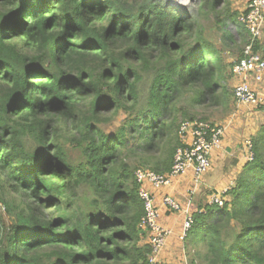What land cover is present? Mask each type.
<instances>
[{
	"label": "trees",
	"instance_id": "trees-1",
	"mask_svg": "<svg viewBox=\"0 0 264 264\" xmlns=\"http://www.w3.org/2000/svg\"><path fill=\"white\" fill-rule=\"evenodd\" d=\"M232 1L0 0V264H164L136 171L170 172L181 122L227 103ZM251 152L198 201L189 264H264V123Z\"/></svg>",
	"mask_w": 264,
	"mask_h": 264
},
{
	"label": "built area",
	"instance_id": "built-area-1",
	"mask_svg": "<svg viewBox=\"0 0 264 264\" xmlns=\"http://www.w3.org/2000/svg\"><path fill=\"white\" fill-rule=\"evenodd\" d=\"M239 19L248 30L250 38L243 49V56L233 61L231 68L237 79L234 96L239 104L258 106L264 103V96L256 89V84L264 80V56L261 51L255 50V46L261 40L264 32V0H248L246 10ZM225 130L226 127L222 124H214L201 119L184 120L179 128L182 143L176 149L170 172L158 174L145 169L136 171L137 180L141 183L140 196L145 208L139 226L149 233V243L152 246L153 254L152 261H155L164 249L171 230L159 224L160 210L154 194L146 187V182L160 189L170 186L175 177L192 172V184L188 189V203L183 205L169 194L165 195L163 199L170 212L184 213L183 227L179 236L180 240H184L194 223L190 205H192L194 195L202 184L204 175L212 166V153L221 146ZM252 156L250 151L249 159ZM226 192L227 190L222 193H213L209 197L208 203L223 205L227 200Z\"/></svg>",
	"mask_w": 264,
	"mask_h": 264
},
{
	"label": "rangeland",
	"instance_id": "rangeland-1",
	"mask_svg": "<svg viewBox=\"0 0 264 264\" xmlns=\"http://www.w3.org/2000/svg\"><path fill=\"white\" fill-rule=\"evenodd\" d=\"M178 1L183 4H191L193 0H178ZM232 3H233L234 9H238L239 11L241 10L244 11L247 7L248 0H233ZM208 23L211 24L212 19L211 21L207 22V24ZM261 43H262V47L264 48V38L263 37L261 38ZM230 53L233 54V52H230ZM235 53L237 54L236 50H235ZM235 58H238V57H235ZM236 60L237 59H235V61ZM148 77H151V74H149ZM225 83H226V89L229 92L227 103L223 106H219L218 108H215V107L204 108L200 110L199 112L200 114L198 118H195V119H202V118L204 119L205 117H207L205 118L206 120L208 119L209 121H212L215 124L232 125V128L229 134L227 135V137L232 140V142H230L229 144V147L233 146L232 150L230 149V151L226 152V154L227 153L228 154L227 155L225 154L226 156L223 155L221 161L217 160L214 163H212L210 170L203 177V181L205 180V178H207L208 180L214 179L216 182H218L217 184H213L214 186L218 187V185H220V189L223 188L225 190H228L229 187H232L235 184L237 177L241 174L244 168L246 155L247 154L249 155V152L251 151L250 149L251 137L254 134H256V132L258 131L262 123H264V103L258 106L247 105L244 103L239 104L233 98V90L235 86L237 85V79L235 78V76L233 74H229L225 80ZM256 89L264 96V80L261 83L256 84ZM236 141L241 142V143H238ZM235 146H240V149L242 150H239L238 147L234 148ZM239 152L241 153L243 157V160L241 161L240 166L236 165L237 162L236 163L234 162L235 157H233V156H236L239 159L240 158ZM220 155H221V152L216 157H220ZM224 156L226 158H224ZM201 186L199 190L197 191V193H195L194 198L197 194L200 193L199 197H202V201H203L202 204L205 205L207 200H209V197L213 193L214 194L218 193V191L214 192L215 190H210V189L208 190L207 188L202 190ZM225 197L227 196L225 195ZM227 199L229 200V197H227ZM186 202L188 203V201ZM190 208L194 215L196 211V207L194 206V203L190 205ZM173 213L176 215L180 214L179 212H173ZM181 214L184 215L183 212H181ZM4 216L6 217L7 222L10 221L8 214H5ZM148 234L147 236L143 238V241H140L141 243L149 242ZM180 242L182 244V246L180 247L181 252L185 251L186 259L183 258L182 256V259L179 260L178 259L179 254L177 253L176 258L174 255H169V254H168V258H165L167 261L171 263L163 262L162 258H160V255H158L155 261H158L164 264H189L192 258H194L196 250L198 251L204 250V246L201 243H199V245L197 246V243L194 242L188 236L184 240H181ZM152 256L153 254H151V258ZM155 261H152V262H155ZM197 264H201V263L197 261Z\"/></svg>",
	"mask_w": 264,
	"mask_h": 264
},
{
	"label": "crops",
	"instance_id": "crops-1",
	"mask_svg": "<svg viewBox=\"0 0 264 264\" xmlns=\"http://www.w3.org/2000/svg\"><path fill=\"white\" fill-rule=\"evenodd\" d=\"M262 37L264 38V32H263ZM228 57H229V60H231V61H235V59H236L234 57V55H232V54H229ZM224 126L226 127V131H225V134L223 137V142H222L221 146L218 149L214 150V152L212 153V162L213 163L217 160L221 161L223 155H225L226 152L230 151V149L232 150V148H233V146L229 147V144H230V142H232V140L227 137V135L229 134V132L232 128V125L226 124ZM236 142H238V141H236ZM236 142H234V143H236ZM238 143H241V142H238ZM227 147H228V149H227ZM237 147L239 148V150H242V149H240V146H235L234 148H237ZM220 152H221L220 157H216ZM249 155H250V152H249ZM249 155L248 154L246 155L245 162L249 159ZM225 156H224V158H226ZM239 156H240L239 159L236 156H233V157H235L234 162L235 163L237 162L236 165L240 166L241 161L243 160V157H242L240 152H239ZM192 178H193L192 172L190 171L186 175L175 177L173 179L171 185L167 186V187L157 189L149 182H146V184H145L146 187L154 194L157 206L160 210V215H159V219H158L159 224L161 226H163L164 228L171 230V234L168 236L166 245L164 247L165 249H164V251L162 250L163 252L161 251V253L159 254L160 258H162V261L165 263L169 262L165 259V258H168V254L174 255L176 258V255L178 253L179 254V257H178L179 260L182 259V256L185 259H186V257H185V251L181 252L180 247L182 246V244L180 242L181 240L179 237L180 233L182 231V227H183L184 215L181 213L176 215L173 212H170L167 209V207L165 206L163 199H164L165 195L169 194V195L173 196L175 199H177L180 203L185 205V203L188 199V189L192 184ZM217 183L218 182H216L214 179L208 180L207 178H205V180L203 181L202 186H201L202 190L207 188L208 190L209 189L215 190L214 192L218 191V193L224 192L225 189H223V188L220 189V185H218V187L213 185V184H217ZM211 185H213V186H211ZM199 195H200V193L195 196V198L192 202V203H194L196 210H198V206H199L198 201L200 199L202 200V197H199ZM201 202H203V201H201ZM207 202H208V200H207ZM169 263H171V262H169Z\"/></svg>",
	"mask_w": 264,
	"mask_h": 264
}]
</instances>
